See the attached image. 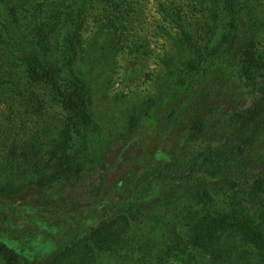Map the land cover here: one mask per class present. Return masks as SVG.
Returning <instances> with one entry per match:
<instances>
[{
  "label": "trees",
  "instance_id": "obj_1",
  "mask_svg": "<svg viewBox=\"0 0 264 264\" xmlns=\"http://www.w3.org/2000/svg\"><path fill=\"white\" fill-rule=\"evenodd\" d=\"M142 2L0 0V214L55 246L35 262L0 242V264H264V0L160 2L171 49L122 114L113 184L95 77L138 54ZM152 117L167 149L137 141Z\"/></svg>",
  "mask_w": 264,
  "mask_h": 264
},
{
  "label": "rangeland",
  "instance_id": "obj_2",
  "mask_svg": "<svg viewBox=\"0 0 264 264\" xmlns=\"http://www.w3.org/2000/svg\"><path fill=\"white\" fill-rule=\"evenodd\" d=\"M166 1L168 0H143L142 23L133 24V33L130 38L131 42H137L138 54H129L127 51L118 54L111 62V65H116L113 67L112 75H110V69H105L100 70L95 77V109L104 132L103 135L117 139L108 160L110 168L108 179L113 184L119 180L126 165L123 164L124 161L122 160L134 157V153L128 156V150L132 152L131 147L135 142L129 141V139L123 141L119 138L122 114L135 101L154 93L156 82L164 72L165 56L171 49L168 33H172V29L167 23H164L158 9L160 2ZM20 2L29 3V7L33 10L37 9L40 0H20ZM96 21L88 24L89 29L85 34L86 43L93 40L101 26V23H96ZM159 127L153 117L146 119L144 129L141 131L143 135L137 141H145L151 147L159 146L167 149L164 147L163 141H159L161 132ZM124 144H127L128 149H123ZM157 155L164 157V153L159 152ZM61 195V191L52 190L49 193L50 198L44 199L48 202ZM40 198L42 197L30 194L25 198V203L28 206L36 207ZM78 207H80V211L76 213L78 214L76 218L84 216V211H81L83 208ZM28 212L32 213L33 210H28ZM51 231L55 232V230ZM65 231L67 232V230ZM0 242L6 243L12 249L35 262L45 260L55 251V246L50 240L34 233L25 224L17 223L4 214H0Z\"/></svg>",
  "mask_w": 264,
  "mask_h": 264
}]
</instances>
